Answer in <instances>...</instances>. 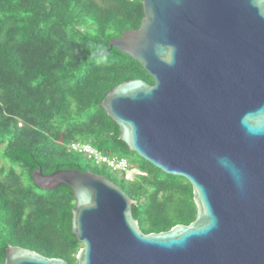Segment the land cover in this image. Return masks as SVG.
I'll use <instances>...</instances> for the list:
<instances>
[{"label": "water", "instance_id": "water-1", "mask_svg": "<svg viewBox=\"0 0 264 264\" xmlns=\"http://www.w3.org/2000/svg\"><path fill=\"white\" fill-rule=\"evenodd\" d=\"M137 30L114 38L153 78L101 105L132 152L193 187L197 217L145 233L137 201L104 175L34 171L72 189L75 264H264V0H143ZM5 264H71L10 245Z\"/></svg>", "mask_w": 264, "mask_h": 264}, {"label": "trees", "instance_id": "trees-1", "mask_svg": "<svg viewBox=\"0 0 264 264\" xmlns=\"http://www.w3.org/2000/svg\"><path fill=\"white\" fill-rule=\"evenodd\" d=\"M144 18L143 0H0V156L10 162L0 166V264L10 245L77 263L83 244L72 235V189L40 188L39 168L106 176L137 201L133 214L145 233L195 221L186 178L137 155L142 164L130 165L143 174L128 185L122 173L116 179L71 149L91 143L110 156L137 154L101 103L124 81L154 80L119 49L101 52Z\"/></svg>", "mask_w": 264, "mask_h": 264}, {"label": "built area", "instance_id": "built-area-1", "mask_svg": "<svg viewBox=\"0 0 264 264\" xmlns=\"http://www.w3.org/2000/svg\"><path fill=\"white\" fill-rule=\"evenodd\" d=\"M71 149L81 156H87L98 167H106L113 172L122 173L127 181L132 182L136 175L143 174L138 169L131 167L126 158L104 154L91 143H74Z\"/></svg>", "mask_w": 264, "mask_h": 264}, {"label": "rangeland", "instance_id": "rangeland-1", "mask_svg": "<svg viewBox=\"0 0 264 264\" xmlns=\"http://www.w3.org/2000/svg\"><path fill=\"white\" fill-rule=\"evenodd\" d=\"M120 156L121 157H124V158H126L129 162H130V164L132 163V164H134L135 166H140L141 164H142V160L137 156V154L136 155H131V154H129V153H120ZM0 160H2V164H1V161H0V166H2V165H4L5 164V162L8 164V165H10V162H8V160H6V159H4V157L3 156H0ZM84 158L86 159V161L92 166V167H97L96 166V164H95V162L94 161H92L90 158H88L87 156H84ZM6 164V165H7ZM83 167H85V166H83ZM101 168V167H100ZM99 168V169H100ZM100 170H103L102 168L100 169ZM111 174L114 176V178H116V179H121V178H123V176L121 175V173H113V172H111ZM126 183L128 184V185H131L132 183L131 182H129V181H126Z\"/></svg>", "mask_w": 264, "mask_h": 264}]
</instances>
